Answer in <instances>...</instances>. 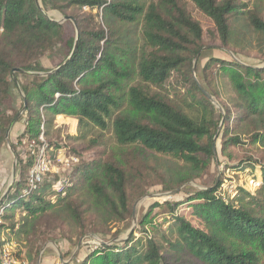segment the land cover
<instances>
[{"label":"trees","instance_id":"trees-1","mask_svg":"<svg viewBox=\"0 0 264 264\" xmlns=\"http://www.w3.org/2000/svg\"><path fill=\"white\" fill-rule=\"evenodd\" d=\"M40 5L74 24L48 19L35 0H0V151L23 108L22 98L13 108V86L26 101L24 131L10 142L18 177L0 204L4 228L24 250L16 244L18 256L36 264L43 243L56 242L49 238L56 231L69 248L88 235L103 239L78 264H264V162L251 158L226 165L216 186L186 198L184 203H195L188 216L176 214L183 202H164L167 222L151 233L139 225L125 242L109 244L128 231L133 201L144 196L154 172L153 156L179 165L162 178V191H169L210 169L217 141L230 160L243 138L264 146V67L210 59L202 72L216 67V84L209 78L198 84L192 75L193 60L207 44L217 42L235 56L231 46L237 41L264 49L259 7L251 0H40ZM198 17L213 31H205ZM57 51L60 61L46 67ZM62 116L77 124L76 135L66 139L78 150L96 151L94 157L70 171L61 192L50 190L46 179L24 197L31 160L22 159L18 147L37 141L42 125L47 136L52 120ZM48 148L58 149L55 143ZM227 170L249 171L260 186L254 194L239 189L233 199L219 197ZM69 254L70 249L64 258Z\"/></svg>","mask_w":264,"mask_h":264},{"label":"rangeland","instance_id":"rangeland-1","mask_svg":"<svg viewBox=\"0 0 264 264\" xmlns=\"http://www.w3.org/2000/svg\"><path fill=\"white\" fill-rule=\"evenodd\" d=\"M252 4L257 5L259 9L261 10L262 16L264 18V0H251ZM49 14V18L52 20H59L62 18V16L56 12V11H49L46 12ZM199 21L202 22L204 25L205 31H213V27L211 23L205 19L198 17ZM96 22L100 23V16L98 15L95 19ZM66 27L69 28V25L66 24ZM209 43V42H207ZM202 50V52L199 55L198 60L195 63V66L193 67L194 61L192 63V75L196 82L198 84H201L202 78H209L214 84H216V67L211 68L206 73L202 72V69L206 65V63L210 59H217V60H225V61H236L243 65L248 66H254L259 67L264 64V49L263 47L255 45L253 48H250L248 45H246L242 41H237L236 44L231 46V49L236 52V56L230 51L226 50L225 48H222L217 42H213L212 44H207L203 48H206ZM60 61V58L58 56V51L56 52V55L52 56L51 58H48L44 65L46 67H53ZM194 68V70H193ZM26 81L23 79H20V83H25ZM227 92V91H226ZM11 96L13 101V108L15 110L19 107V101L21 98L20 92L17 89L16 86H13L11 89ZM222 112V111H221ZM223 115V114H222ZM45 121H48V116L44 117ZM22 121H24V114H22L17 121L14 123V130H11L9 133V145L12 141L15 143L16 135L15 130L17 128H20L19 126L22 125ZM222 121V120H221ZM45 131V130H44ZM77 133V124L76 121L72 118H66V117H60L52 120V127L48 131V135L45 136L47 144L49 143H55L57 146V150L54 148L50 149L48 151L49 158L51 159L52 166L54 167V170L58 172L57 176L58 178L66 179L67 175L70 173V171L81 164V162H88L89 160H92L94 157V153L96 151H81L79 149V145L74 144L72 141L67 140L66 138L75 136ZM108 135H105L104 138H107ZM243 145L235 147L231 149L230 154L233 156L232 158H235V160H230L226 157V155H223L220 153L219 148V141L216 143V159L215 162L211 165L210 169L202 175L199 179H196L194 181H190L187 184L181 186L179 189V193L177 195L165 198V197H155V198H149L147 196H160L162 194L174 191H162V178H165L168 174L176 173L178 171V166L176 164L171 163L168 160H165L164 158H160L159 156H153L149 160V165L151 169L154 171H150V179L147 181V189L146 193L143 197L134 200L133 201V207H132V214L133 211L135 213V224L133 230H136V228L140 225L144 226V229L147 230V232H153L154 228H156L159 225H163L164 222H167L169 220V210L163 205L164 202H183L182 205L178 208L176 214L177 215H183L184 217L188 216V213L191 212L192 208L190 206L194 205L195 203H184L186 198L192 196V194L195 192V190H202L205 188V186H212L211 184H215L216 180H219L221 177V172L224 168H226V165H236L241 160L251 158L252 160L259 161L260 163L264 162V146H261L259 144H251L246 139L243 138L242 140ZM75 148L76 151L74 152L72 149ZM71 149V150H70ZM18 150L22 153V159H26L25 157V148L23 146H19ZM17 162L16 158L14 159V156L9 148V146L5 143V147L2 148L0 151V196L5 192L7 187L9 186L10 182H12V175H13V165ZM15 182L18 177V171L17 166H15ZM248 171L240 172L236 174L235 172H232L231 170H227L224 173V178L231 181L232 188L230 191L232 194H234V190H238L239 186H246L248 183L247 178L250 176ZM54 175L48 176L47 181H52L55 178ZM228 181V183H229ZM149 186V187H148ZM230 185H228V189ZM27 201V199L25 200ZM157 205V207H153ZM132 226V217L126 226V229L128 231L130 230ZM127 231V232H128ZM126 232V233H127ZM126 233H124L122 236H120L119 240L124 239L126 236ZM13 239L16 244L17 240L15 239L14 235ZM137 236V235H136ZM49 238L55 239L56 242L53 241H47L43 243L41 246V250L39 255L41 254V261L40 264H61L58 259V253L56 250V247L60 250L63 262H66L71 259V264H78L82 262L86 256L91 253L97 246H99V242L97 240H94L90 237V235L86 236L84 239L80 240L81 245L79 249L76 247H68L67 242L64 239L59 238L58 233L56 231H53L50 233ZM99 241H102L103 239L97 238ZM104 240H108V238H104ZM112 241H109V243ZM56 246H54V245ZM70 249V254L64 258V253L67 252V250ZM18 250L23 252L24 250L21 248V246L18 244ZM24 256V255H23ZM74 256V257H73ZM27 262V261H26Z\"/></svg>","mask_w":264,"mask_h":264},{"label":"built area","instance_id":"built-area-1","mask_svg":"<svg viewBox=\"0 0 264 264\" xmlns=\"http://www.w3.org/2000/svg\"><path fill=\"white\" fill-rule=\"evenodd\" d=\"M22 145L25 148V157L31 160V167L26 179V187L22 191V195L28 197L44 183L48 176H55L58 172L54 170L48 155L50 149L45 139L43 125L41 126V133L37 141L24 140ZM247 173L250 175L249 171ZM63 181L64 179L58 177L57 180L53 179L49 181L50 190L61 192L63 190ZM228 181V179L223 178L217 192L219 197L233 199L237 196L239 189L254 194L255 190L260 186L259 180L253 179L252 175H250L247 178V185L239 186L237 188L238 190H234V194H232L230 190L234 187L231 186V181L229 183ZM228 185H230V189H228ZM3 215L4 210L0 209V264H28L18 256L16 243L11 235H9V229L4 228L5 224L1 219Z\"/></svg>","mask_w":264,"mask_h":264},{"label":"water","instance_id":"water-1","mask_svg":"<svg viewBox=\"0 0 264 264\" xmlns=\"http://www.w3.org/2000/svg\"><path fill=\"white\" fill-rule=\"evenodd\" d=\"M35 5L37 6V8H38L41 12H43V9L41 8V5H40V0H35ZM43 13H44V15H45L48 19H50V18H49V14H47V13H45V12H43ZM67 21H70L71 23H73L72 19H71V18H68V17H62V18L59 19V20H54V22L59 23V24H62V23L67 22ZM73 24H74V23H73ZM76 39H77V35H76ZM76 39H75V41H76ZM204 49H207V47H206V48H203L202 50H204ZM202 50H201L200 52H198V54L195 56V58H194V60H193V61H194L193 67L195 66V63H196V61L198 60L199 55H200V53L202 52ZM263 67H264V64H263L262 66L256 67V69H260V68H263ZM193 70H194V68H193ZM14 73H21V74H25V75L32 76V77H44V76L47 75V74H39V73H27V72H24V71H22V70H18V69L14 70ZM14 82H15V81H14ZM15 83H16V82H15ZM17 89H18V87H17ZM200 89H201V88H200ZM18 90H19V89H18ZM201 91H202L203 94H204V95L210 100V102L215 106V108L218 109L219 112H221L222 109H221V107L218 105V103H217L213 98H211V97H210L205 91H203L202 89H201ZM19 92H20V95H21V98H22V101H23V108H22V110L17 114V116L15 117V119H14L13 122L9 125V127H8V129H7L6 137H5V143L9 146V148H10V145H9V140H8V138H9L10 130H11L12 126L14 125V123L17 121V119H18V118L24 113V111H25V109H26V101H25L23 95L21 94V91H20V90H19ZM223 119H224V117L222 118V121H223ZM218 129H219V128H218ZM10 150H11V148H10ZM11 152H12V154H13V156H14V159H15V158H16V157H15V154L13 153L12 150H11ZM15 166H16V162H15L14 165H13V175H12V180H11L12 182H10L9 186L7 187V189H6L5 192L2 194V196H1V198H0V204H1V203L5 200V198L9 195V193L11 192L12 187H13V185H14V183H15V172H14V170H15ZM217 183H218V180H216L214 186H216ZM214 186H213V187H214ZM179 191H180V189H177V190H174V191H171V192H168V193L162 194V195H160V196L152 195V196H147V197H149V198H155V197H158V198H161V197L168 198V197H171V196L177 195V194L179 193ZM134 224H135V213H134V211H133V214H132V226H131L130 230L128 231L127 235L124 237V239H122V240L112 241V242H110L109 244L123 243V242H125V241L127 240V238L132 234V232H133V228H134ZM90 237L93 238L94 240H97V241L99 242V244H102V242L99 241V240L97 239V236H95V235H90ZM53 245H54V244H53ZM80 245H81V242H79V244H78V246H77V249H79ZM54 246H55V245H54ZM55 247H56V246H55ZM56 250H57V253H58V259H59V261H60L61 264H71V259L68 260V261H66V262H63V258H62V255H61L60 250H59L57 247H56ZM73 257H74V256H73ZM40 261H41V254L38 256L36 264H40Z\"/></svg>","mask_w":264,"mask_h":264},{"label":"crops","instance_id":"crops-1","mask_svg":"<svg viewBox=\"0 0 264 264\" xmlns=\"http://www.w3.org/2000/svg\"><path fill=\"white\" fill-rule=\"evenodd\" d=\"M19 127H20V128H17V129L15 130V133H16V135H18V136L21 135V134L23 133V131H24V127H25V126H24V121H22V125L19 126ZM11 130H14V125L12 126ZM11 130H10V131H11ZM18 136H17V137H18ZM17 137H16V138H17ZM1 196H2V195H1ZM1 196H0V198H1Z\"/></svg>","mask_w":264,"mask_h":264}]
</instances>
